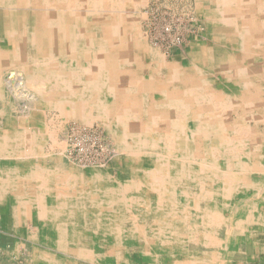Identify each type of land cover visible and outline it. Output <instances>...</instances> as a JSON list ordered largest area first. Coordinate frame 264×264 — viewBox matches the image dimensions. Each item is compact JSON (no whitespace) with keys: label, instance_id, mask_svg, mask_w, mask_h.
<instances>
[{"label":"bare ground","instance_id":"obj_1","mask_svg":"<svg viewBox=\"0 0 264 264\" xmlns=\"http://www.w3.org/2000/svg\"><path fill=\"white\" fill-rule=\"evenodd\" d=\"M141 4L0 0V250L25 249L0 264H213L264 241V0H199L234 53L185 66L142 37ZM48 110L137 167L73 165Z\"/></svg>","mask_w":264,"mask_h":264},{"label":"rangeland","instance_id":"obj_2","mask_svg":"<svg viewBox=\"0 0 264 264\" xmlns=\"http://www.w3.org/2000/svg\"><path fill=\"white\" fill-rule=\"evenodd\" d=\"M198 2L199 0H144V4H141L131 12L139 19L142 37L146 39L150 46L156 48L160 55L168 62L174 61L176 57H178L179 63L184 66L187 65V62H193L189 54L194 46L201 48L213 47L215 54L217 49L222 48L227 53H222V55L220 53L219 56L226 58L229 53H234V51L232 44L227 42L228 39L226 40L221 37L222 34L220 32L228 28L222 29L220 27V18L214 16L212 19V17L199 13ZM211 19L212 22L216 23L212 26L215 30L214 32L209 27ZM218 65L219 62L216 60L213 66L216 67ZM217 76L219 77L218 73H212L210 79L213 81L218 80ZM232 86L234 85H228L226 89L229 90L233 88ZM46 122L48 128L56 131L57 140L64 144L63 150L68 161L75 166L109 168L110 173L116 178H121L122 169V172H125L129 167H137V164H133L130 159L128 160L122 156V153L115 147L112 139L97 121L86 124L77 121L71 116L64 117L59 112L48 110ZM263 128L264 126L261 125L260 129ZM260 134L261 144L264 145V133L261 132ZM49 147L51 146L49 145ZM260 218L264 221V208L260 214ZM2 232L6 239L8 235L14 237L12 231L5 230ZM12 244L11 239L5 240L2 244L5 245V247L3 246V250L4 248L10 249V245ZM242 248L243 252H245V248ZM227 249L228 244L226 245L225 243L217 246L215 252L218 254V259H216L217 257L214 258L212 263L239 264L238 261L233 259L232 255L226 254ZM247 249H249L248 245ZM3 250H0V257L11 262L18 261V258H22L25 252V249H23L21 256L3 253ZM258 251L255 254L264 252Z\"/></svg>","mask_w":264,"mask_h":264},{"label":"crops","instance_id":"obj_3","mask_svg":"<svg viewBox=\"0 0 264 264\" xmlns=\"http://www.w3.org/2000/svg\"><path fill=\"white\" fill-rule=\"evenodd\" d=\"M258 249L260 251H264V241L261 243H258ZM255 255H254L255 257H233V259L238 261L239 264H242V263L244 264V262L245 264H264V252H261Z\"/></svg>","mask_w":264,"mask_h":264}]
</instances>
